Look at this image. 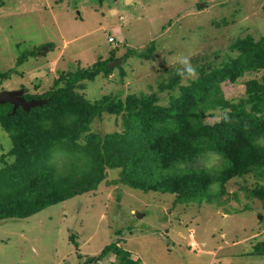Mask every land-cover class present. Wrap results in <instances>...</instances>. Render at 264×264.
I'll return each mask as SVG.
<instances>
[{
  "label": "rangeland",
  "instance_id": "1",
  "mask_svg": "<svg viewBox=\"0 0 264 264\" xmlns=\"http://www.w3.org/2000/svg\"><path fill=\"white\" fill-rule=\"evenodd\" d=\"M246 33L264 34V0H0V72L11 71L0 90L38 95L63 72L120 61L79 91L90 101L155 91L167 103V90L158 86L183 68L181 57L221 63L228 45ZM253 76L223 83L224 96L242 95L243 79ZM119 122L103 113L90 126L105 133L119 130ZM11 146L0 123V167ZM222 163L213 152L200 161L211 172ZM119 171L107 169L94 191L0 220V264H116L115 253L123 250L139 264H264L252 253L264 240L262 202L247 190L257 183L254 176L232 178L222 191L214 183L203 197L178 201L120 182ZM113 242L115 251L92 260Z\"/></svg>",
  "mask_w": 264,
  "mask_h": 264
},
{
  "label": "trees",
  "instance_id": "2",
  "mask_svg": "<svg viewBox=\"0 0 264 264\" xmlns=\"http://www.w3.org/2000/svg\"><path fill=\"white\" fill-rule=\"evenodd\" d=\"M228 48L221 63L197 57L191 64L194 77L179 75L183 66L159 83L160 92L167 90V103L155 91L87 99L79 89L110 73L104 60L61 73L42 94L25 90L26 99L47 98L29 111L18 107L12 114L9 103L0 104V123L12 141L0 167V220L25 218L94 191L110 168L120 169L124 184L169 192L178 201L203 197L214 183L222 191L230 179L252 175L257 183L247 189L248 196L264 208V183L258 180L264 178V34L240 35ZM10 72H0V81ZM249 73L258 76L243 79L242 95L224 96L223 83L235 84ZM103 113L120 116V129L92 131L91 122ZM208 152L223 159L215 172L200 165ZM116 247L115 242L106 245L92 260ZM252 253L264 259V240ZM114 258L116 264H139L124 250Z\"/></svg>",
  "mask_w": 264,
  "mask_h": 264
},
{
  "label": "water",
  "instance_id": "3",
  "mask_svg": "<svg viewBox=\"0 0 264 264\" xmlns=\"http://www.w3.org/2000/svg\"><path fill=\"white\" fill-rule=\"evenodd\" d=\"M41 50L39 51V53ZM120 61H111L108 66L111 67ZM25 92L24 88L14 89V90H0V104L9 103L12 105L11 113L13 114L18 107H22L24 110L29 111L30 108L42 105L47 102V98L43 99H25L23 94Z\"/></svg>",
  "mask_w": 264,
  "mask_h": 264
},
{
  "label": "clouds",
  "instance_id": "4",
  "mask_svg": "<svg viewBox=\"0 0 264 264\" xmlns=\"http://www.w3.org/2000/svg\"><path fill=\"white\" fill-rule=\"evenodd\" d=\"M180 63L184 65V71L179 72V75H181L182 77H184L185 75L194 77L196 75L195 68L191 65L190 59L188 57H181Z\"/></svg>",
  "mask_w": 264,
  "mask_h": 264
},
{
  "label": "built area",
  "instance_id": "5",
  "mask_svg": "<svg viewBox=\"0 0 264 264\" xmlns=\"http://www.w3.org/2000/svg\"><path fill=\"white\" fill-rule=\"evenodd\" d=\"M108 40L111 41V42H113V41H114V38H113L112 36H110V37L108 38Z\"/></svg>",
  "mask_w": 264,
  "mask_h": 264
},
{
  "label": "flooded vegetation",
  "instance_id": "6",
  "mask_svg": "<svg viewBox=\"0 0 264 264\" xmlns=\"http://www.w3.org/2000/svg\"><path fill=\"white\" fill-rule=\"evenodd\" d=\"M24 94H25V92H24ZM24 94H23V97H24ZM25 98V97H24ZM26 99V98H25ZM11 105V104H10ZM11 107H12V105H11ZM12 110V109H11Z\"/></svg>",
  "mask_w": 264,
  "mask_h": 264
}]
</instances>
